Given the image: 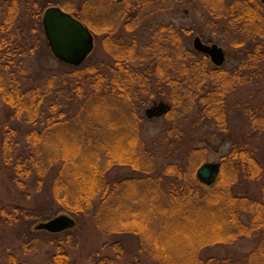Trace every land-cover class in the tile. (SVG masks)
<instances>
[{
	"label": "trees",
	"instance_id": "obj_1",
	"mask_svg": "<svg viewBox=\"0 0 264 264\" xmlns=\"http://www.w3.org/2000/svg\"><path fill=\"white\" fill-rule=\"evenodd\" d=\"M25 4L21 8L20 0H0V97L10 110L0 135V153L4 165L13 168L16 186L24 188L35 179L41 189L50 181L53 201L72 216L65 215L74 226L76 219L92 217L101 234L139 237L140 251L155 264H264L260 162L248 148L234 144L220 162L216 182L206 186L197 172L207 163L208 151L185 148L189 116L197 120L194 130L205 121L228 131L226 100L248 82L246 71L255 75L264 66L263 2L26 0ZM181 4L201 6L212 19L213 34L219 27L230 38V49L239 57L233 70L215 68L205 55L191 50L185 42L191 32L184 29L158 27L141 50L135 42L127 45L116 37L121 28L132 32L149 15ZM51 7L84 23L95 43L101 38L105 54L116 61L111 76L85 66L92 54L71 71L50 62L46 69L41 67L51 57L66 66L54 58L45 36L43 16ZM143 96L160 97L170 107L165 116L169 128L155 151L147 148L140 133L146 121L141 114ZM253 123L263 132L264 114L256 115ZM161 156L169 161L158 168ZM116 168L140 174L113 181L110 174ZM260 179L262 199L241 195L245 184ZM12 210L0 203V225L13 219ZM39 211L31 215L39 225L51 218L45 212L56 215L49 204L45 212ZM259 234L263 238L249 254L227 258L206 254ZM52 243L34 235L22 248L36 253L39 246ZM64 243L73 244L72 236ZM102 248L107 253L98 255L94 264H124L121 241L106 242ZM70 261L66 246L59 244L45 263ZM6 264L26 263L11 255Z\"/></svg>",
	"mask_w": 264,
	"mask_h": 264
},
{
	"label": "rangeland",
	"instance_id": "obj_2",
	"mask_svg": "<svg viewBox=\"0 0 264 264\" xmlns=\"http://www.w3.org/2000/svg\"><path fill=\"white\" fill-rule=\"evenodd\" d=\"M25 2L26 0H20L21 8L26 6ZM211 23L212 19L205 14L201 6L181 4L166 12H157L149 15L132 32L125 31L121 28L120 32L116 34V37L122 39L127 45H132L135 42L138 49L141 50L142 46L151 42L150 35L158 27L164 25L173 26L178 30L184 29L185 31L191 32L185 38V42L191 50L195 51L193 44L197 37H200L207 44H217L227 54V62L224 68L233 70L239 62L237 52L230 49V38L223 35L219 27L215 28L216 33L213 34ZM95 45V50L91 53L92 56L89 62L85 63V66L88 64L96 70L99 69L104 74L106 73L111 76L112 69L115 70L116 68V61L108 54H105V50L101 44V38L99 39V43H95ZM48 62L54 63L57 69L72 70L70 68L71 66L67 64L66 66H61L56 63L55 60H52V57L46 59V61L44 60L42 62L44 64H41V67L46 69L44 65H47ZM253 73L251 69L250 71H246V79L248 82L245 85L239 86L237 91L225 102L227 133L219 130L214 123H207L205 121L204 124H200L197 130L196 128L194 130L193 125L197 120L193 116H189L191 120L187 126V130L188 134H190L187 142H185V148L191 149L197 147L206 149L208 151L206 155L207 163H219L231 151L234 144H238L248 148L255 155L264 171V131L259 132L258 127L253 123L256 115L264 114V66L259 68L255 72V75ZM87 81L88 83L91 82L90 76H88ZM77 82H83V80H77ZM75 83L73 81L74 86L77 84ZM142 99L146 103L142 105L141 114L146 121L140 126V133L147 143V148L155 151L161 148L160 139L163 133L168 130L170 122L165 117L149 120L145 115L147 109L153 107L154 103H160L163 99L160 97L147 99L145 96ZM65 104H68V102ZM9 115L10 110L5 106L0 97V135L4 123L9 119ZM160 158L159 160L157 159L158 168L169 161L168 158H162V156ZM139 174L129 168H116L111 172L110 177L113 181H116L127 177L138 176ZM14 180L13 168L4 165L0 153V203L9 211L13 208L12 212H14L13 219H10L8 224L3 222L0 225V264H6L11 255H15L20 261L26 264H46L45 261L48 253H53L59 244L66 246L71 257V264H94L98 255L107 253L102 248L103 244L116 239L121 241L124 247V264H155L146 253L140 251L141 240L139 237H109L101 234L96 229L92 217H83L80 221L76 219V226L74 228L57 234L56 237L42 230H39L42 232H36L39 223L31 218V215L34 212L36 214L40 213L39 210L45 212L48 204L51 205L56 215L50 216L48 211L45 212L44 216L51 218L43 222L47 223V221H51L56 217L69 214L60 210L59 206L53 201L50 191V181H47L41 189H38L35 179L29 180L24 188L17 187ZM245 185L241 195L250 196L259 200L262 199L261 190L263 181L261 179ZM26 235L28 238L25 237ZM34 235L42 240L52 241L53 243L45 247L39 246L38 252L36 253L34 251L25 253L22 244L24 241H30ZM68 235L72 236L73 244L67 245L64 243ZM262 238L263 235L259 234L251 239L241 241L234 246H221L213 249L210 253L207 251L206 254L208 256L212 253L213 255L226 258L234 255L249 254L258 248Z\"/></svg>",
	"mask_w": 264,
	"mask_h": 264
},
{
	"label": "water",
	"instance_id": "obj_3",
	"mask_svg": "<svg viewBox=\"0 0 264 264\" xmlns=\"http://www.w3.org/2000/svg\"><path fill=\"white\" fill-rule=\"evenodd\" d=\"M264 4V0H261ZM46 39L53 56L69 66H80L91 55L95 47L92 32L74 16L58 7L47 9L43 16ZM194 49L210 58L215 67H222L227 61L225 50L217 44L207 45L200 37L194 40ZM169 105L162 102L146 110L149 120L168 115ZM221 173V164H203L197 172L200 181L206 186L213 185ZM68 216H59L40 224L37 229L51 234L63 233L74 226Z\"/></svg>",
	"mask_w": 264,
	"mask_h": 264
},
{
	"label": "flooded vegetation",
	"instance_id": "obj_4",
	"mask_svg": "<svg viewBox=\"0 0 264 264\" xmlns=\"http://www.w3.org/2000/svg\"><path fill=\"white\" fill-rule=\"evenodd\" d=\"M208 60H209V62H210V64H211V66H213V67H215L212 63H211V61H210V59L208 58ZM215 68H217V67H215Z\"/></svg>",
	"mask_w": 264,
	"mask_h": 264
}]
</instances>
